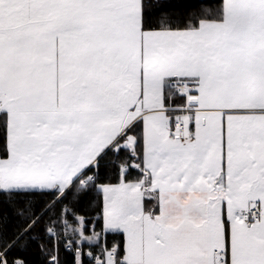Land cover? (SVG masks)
<instances>
[{
  "label": "snow or ice",
  "instance_id": "1",
  "mask_svg": "<svg viewBox=\"0 0 264 264\" xmlns=\"http://www.w3.org/2000/svg\"><path fill=\"white\" fill-rule=\"evenodd\" d=\"M0 264H264V0H0Z\"/></svg>",
  "mask_w": 264,
  "mask_h": 264
}]
</instances>
